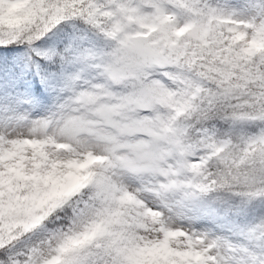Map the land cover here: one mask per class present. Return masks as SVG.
Segmentation results:
<instances>
[{
  "label": "snow or ice",
  "instance_id": "snow-or-ice-1",
  "mask_svg": "<svg viewBox=\"0 0 264 264\" xmlns=\"http://www.w3.org/2000/svg\"><path fill=\"white\" fill-rule=\"evenodd\" d=\"M0 264H264V0H0Z\"/></svg>",
  "mask_w": 264,
  "mask_h": 264
}]
</instances>
